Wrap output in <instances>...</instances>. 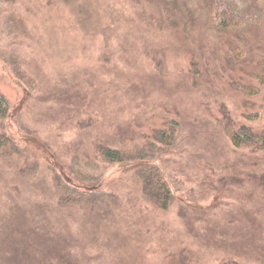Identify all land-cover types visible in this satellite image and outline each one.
I'll return each mask as SVG.
<instances>
[{"label": "rangeland", "instance_id": "374dc122", "mask_svg": "<svg viewBox=\"0 0 264 264\" xmlns=\"http://www.w3.org/2000/svg\"><path fill=\"white\" fill-rule=\"evenodd\" d=\"M68 3L72 11L58 0L2 9L14 14L17 33L2 32L0 50L18 56L34 89L0 60V99L9 104L0 132L11 141L0 152V254L14 232L24 242L28 230L40 256L49 250L79 264H165L178 252L189 264H264V152L234 149L219 113L224 107L247 125L234 85L255 84L264 38L238 60L233 43L216 44L200 28L169 29L148 1ZM169 119L179 124L176 140L154 161L173 192L168 210L142 198L134 164L104 168L93 186L74 178V157L93 161L98 144L141 147ZM252 126L264 127V109ZM57 178L115 199L91 210L59 207Z\"/></svg>", "mask_w": 264, "mask_h": 264}, {"label": "trees", "instance_id": "16d2710c", "mask_svg": "<svg viewBox=\"0 0 264 264\" xmlns=\"http://www.w3.org/2000/svg\"><path fill=\"white\" fill-rule=\"evenodd\" d=\"M67 8L71 0H58ZM139 4L142 1H148L158 11L161 20L166 27L171 30L181 29L184 33L190 29L200 28L204 35L215 41L216 44L230 45L233 48L230 52L232 57L241 60L245 57V52L251 41L264 38V7L258 5L256 0H131ZM22 2L39 5L43 3H52L54 0H0V34L8 31L9 34L17 33L11 26L14 15H10L5 10L8 6H16ZM75 8H78L76 6ZM17 9H15L16 11ZM14 11V13H15ZM72 11V10H71ZM8 14V15H7ZM74 18L81 17L80 12H73ZM225 38V42L222 39ZM235 44V45H234ZM0 60L9 68L16 79L27 87L30 91L34 89V82L26 76L18 64V56L13 52L0 50ZM260 72L255 69L250 74L255 84L235 83V90L244 98L243 118L247 125L235 124L229 111L221 107V129L226 135L230 145L237 150H246L251 154L264 152V127L257 129L252 126L260 119V111L264 109V94L261 89L264 87V61L257 64ZM194 68V64H193ZM194 74L195 69L193 70ZM262 95L259 103L250 102L251 99ZM9 115V104L6 100L0 99V118L4 119ZM179 124L175 120L169 119L164 129L153 130L150 140L141 147L133 150H123L113 148L107 145L98 144L96 146V158L89 163H80L79 158L74 157L70 167L77 181L95 185L101 181L105 174L104 168H110L116 165L134 164L133 181L140 187L142 198L149 204L162 211L169 209L173 201V192L160 167L155 164V157L163 148L170 147L176 140ZM11 149V141L0 132V152ZM75 160V161H74ZM63 177V175H61ZM67 180V179H66ZM57 187L60 192L58 198L59 207L81 206L84 209L91 210L95 206H107L115 199L109 193L105 194L96 191L94 188L79 190L66 182L64 178H57ZM109 206V205H108ZM110 207V206H109ZM104 216V215H103ZM37 234L39 233L36 230ZM20 232L12 234V243H4L3 253L0 254V264H79L78 261H71L68 257L58 255L53 257V251L45 252V258L40 256L35 247V232L28 231L25 241L20 240ZM52 237H54L52 235ZM43 237H42V239ZM39 243H42L41 241ZM6 244V245H5ZM44 244V243H42ZM56 248L59 243H55ZM61 248V247H58ZM73 249L66 254L71 255ZM54 253H57L54 251ZM63 253V249L61 251ZM9 254L10 260L5 256ZM73 256V255H72ZM90 262L82 259L80 264H89ZM165 264H189L187 255L178 252L167 256ZM224 264H239L235 259L228 260Z\"/></svg>", "mask_w": 264, "mask_h": 264}]
</instances>
